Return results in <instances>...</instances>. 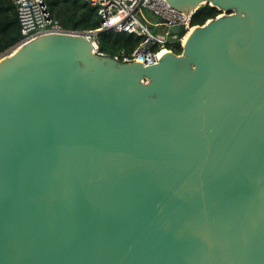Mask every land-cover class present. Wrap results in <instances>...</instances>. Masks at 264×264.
Returning <instances> with one entry per match:
<instances>
[{"label": "water", "instance_id": "water-1", "mask_svg": "<svg viewBox=\"0 0 264 264\" xmlns=\"http://www.w3.org/2000/svg\"><path fill=\"white\" fill-rule=\"evenodd\" d=\"M165 1L220 13L153 65L0 55V264H264V0Z\"/></svg>", "mask_w": 264, "mask_h": 264}, {"label": "built area", "instance_id": "built-area-1", "mask_svg": "<svg viewBox=\"0 0 264 264\" xmlns=\"http://www.w3.org/2000/svg\"><path fill=\"white\" fill-rule=\"evenodd\" d=\"M95 8L99 17V27L90 33L94 52L99 56H108L122 63L140 62L145 66L158 62L163 53L172 51L167 45H183L186 36L193 28L190 15L173 9L165 0H85ZM19 22L20 39L15 46L26 43L38 35L51 33H69L61 24L53 19L43 0H15ZM147 10L155 17L156 25L161 32L153 31L148 21H143V11ZM158 18L165 23L157 21ZM184 25L185 33L172 34L168 28L173 25ZM129 33L140 37V42L128 54L121 51L108 55L99 50L96 34L100 31Z\"/></svg>", "mask_w": 264, "mask_h": 264}, {"label": "trees", "instance_id": "trees-1", "mask_svg": "<svg viewBox=\"0 0 264 264\" xmlns=\"http://www.w3.org/2000/svg\"><path fill=\"white\" fill-rule=\"evenodd\" d=\"M53 17L64 29L76 32H92L99 27V17L95 8L85 0H43ZM220 11L210 5H202L191 17V25H202ZM20 39L19 22L15 0H0V55L14 47ZM99 50L114 55L118 52L130 53L140 42V37L114 32L100 31L96 34ZM176 54L181 53L179 44L167 45Z\"/></svg>", "mask_w": 264, "mask_h": 264}, {"label": "rangeland", "instance_id": "rangeland-1", "mask_svg": "<svg viewBox=\"0 0 264 264\" xmlns=\"http://www.w3.org/2000/svg\"><path fill=\"white\" fill-rule=\"evenodd\" d=\"M143 14H144L143 18H141V16H139V14H138V17L140 19H142L144 22L145 21H148L149 24H151L154 32L160 33L161 30H160V28L155 23V21H156L155 17H153V15L150 12H148L147 10H144L143 11Z\"/></svg>", "mask_w": 264, "mask_h": 264}]
</instances>
